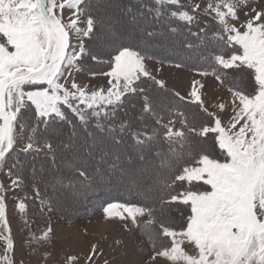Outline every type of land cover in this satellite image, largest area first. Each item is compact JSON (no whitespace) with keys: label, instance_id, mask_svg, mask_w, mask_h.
I'll use <instances>...</instances> for the list:
<instances>
[{"label":"snow or ice","instance_id":"obj_1","mask_svg":"<svg viewBox=\"0 0 264 264\" xmlns=\"http://www.w3.org/2000/svg\"><path fill=\"white\" fill-rule=\"evenodd\" d=\"M254 2L209 0L201 8L199 4L185 7L180 0H151L139 7L101 11L102 6L92 0H0V167L18 143L23 145L21 153H43L53 165L69 154L78 158L86 152L98 158L95 164H75L63 174L51 175L33 167V181L39 175L52 187L79 185L89 191L118 185L135 194V202L107 203L103 212L107 220L124 222L126 231H131L129 223L140 228L141 219L148 218L143 229L153 244L150 264H264V5L254 6ZM65 8L72 10L67 22ZM82 15L85 28L79 26ZM165 17L183 21L190 33V26L196 25L199 31L192 35L198 38L211 31L207 43L228 49L213 56L216 65L250 70L251 90L230 88V101L216 105L220 113L231 108L227 123L204 107L199 80L193 81L191 102L210 117L208 123H190L177 109L165 124V117L155 110L147 81L160 89L165 85L149 70L147 52L180 31L171 23L158 30L156 25ZM202 17L210 18L211 29ZM100 31L115 35L118 47L109 61L110 71L103 73L110 78L109 87L89 91L68 78L85 52L80 38ZM184 47L194 46L185 41ZM212 74L224 82L215 69ZM137 93L142 94L143 124L134 128L118 113ZM27 109L32 110L31 120L22 112ZM144 113L152 118L151 124ZM66 126L70 130L65 137ZM124 134L132 141L130 146ZM210 136L223 159L209 150ZM161 141L167 143L166 151ZM20 168L19 161L8 168L13 189L26 179ZM202 185L208 190H201ZM4 192L0 183V226L9 232L4 239L11 250ZM34 192L39 197L40 189ZM26 199L19 202L21 212L27 208ZM177 204L190 208L181 226L168 216ZM48 208L51 211V204ZM52 233L49 225L33 239L43 244ZM159 237L164 239L157 245ZM96 253L94 244L88 264ZM78 259L69 255L66 264H77ZM0 264H13V260L4 255Z\"/></svg>","mask_w":264,"mask_h":264},{"label":"rangeland","instance_id":"obj_2","mask_svg":"<svg viewBox=\"0 0 264 264\" xmlns=\"http://www.w3.org/2000/svg\"><path fill=\"white\" fill-rule=\"evenodd\" d=\"M180 3L190 6L194 4H199L201 8H205L209 3V0H180ZM259 5H264V0H255L254 6ZM125 8H129V6L121 7L115 5L113 6L112 10H119ZM71 11L72 10L67 8H65L64 10L63 15L66 22L71 16ZM117 14H120L119 11H117ZM241 19L243 20L244 17L241 16ZM125 20L127 21V17H125ZM159 24L160 23L156 25L157 29L163 30V25L161 24L162 27H160ZM79 26L81 28L86 27V16H81ZM184 36H186V34L184 33H177L171 36H167V38H165L162 42H157L156 44L152 45L149 49L153 48L161 53L167 52L169 51L170 44L177 42ZM98 37L99 40L98 42H96V47L102 52H106L108 48L115 44V41L117 39L115 35L109 34L104 31H100ZM80 39L83 40L84 44L85 38L81 37ZM72 42L73 44L77 42V37L74 33ZM76 51H79V48H77ZM204 52L206 51L194 47L190 53H187V56L192 58L196 62L207 63L209 62V60L207 58L204 59L202 56ZM146 63L153 76L162 78L163 75L166 79H168L167 82L171 84L172 74V76L176 78L177 82L183 83L179 75H176L177 71H174L179 70L176 65H163L162 63H158L150 59H147ZM103 73L88 74L80 68L77 60L76 67L72 69V75L68 79L69 82L74 79L76 83L82 86H87L89 91L97 90L99 88L106 89L107 87H109L108 81L110 78L104 75ZM248 76L249 75L244 73L242 77L245 81L248 82ZM205 77L213 76L211 74H208L205 75ZM214 79L216 83L218 82L214 85L208 82L206 79H200L199 81L201 82L203 87L199 88V85H197V87L201 92L202 99L210 101L214 105L217 115L221 116L222 119L226 118L227 123L230 116L232 115L231 108L229 107L227 111H225L224 113H220L216 105L220 102L230 101L232 93L224 90L221 86L222 84L216 78ZM173 80L175 81L174 78ZM196 80L197 78L195 77H190L187 80L190 92L193 86V81ZM166 100L167 99H165L164 97L161 99H157L155 101V106H159L161 108L164 107L165 102L171 103V101L167 100V102ZM137 107L139 109V106ZM25 111V119L31 120L33 116L32 110H22V112ZM140 113L139 118L141 119ZM17 130L19 132V128ZM64 135L66 137L68 133ZM126 144L128 145L127 141ZM22 146V143H18L16 149L11 152V159H6V163L2 167H0V183H3L5 189V213L8 222V227L11 230V239L13 241V248L11 250H7V241L4 239V237L9 235V232L7 228H5L4 226H0V257H3L4 255L10 256L13 260V264H66V257L69 255H75L79 258L77 264H88L87 257L91 253L92 245L95 244L97 245V253L93 257L92 264H119L118 256H121V253H124V251L127 249L133 250V257L139 260V246L133 247L131 244L134 240V237L132 234L133 226L130 223L129 227L131 228V231H126L123 227L124 222L118 219L107 220L105 218L103 210L97 213L95 215L96 217L93 216L83 221L78 220L76 214L72 215V207H75L77 205L81 206V204L85 201L80 204V200H86L88 196H91L92 193L86 189H82L79 185H76L71 188L49 186L47 183L40 181L39 175H37L36 180L39 181L40 184L44 185V188H51L53 200H56V203H59V206H63V208H66L65 206L69 207V209L71 208V211L69 212L70 214L67 215L69 219L66 220L62 218L59 213H57L52 207L51 211L49 210L48 205L50 203H47V200H45L43 204H41V201L40 203L35 202L33 211L38 213V215L36 214V217L39 218L41 221L38 224V228L36 229L38 232H34L32 222L25 213L27 211V208L25 212H21L18 207L20 200L24 199V197L21 196V194L19 193L21 192V188L19 187L13 189L11 186V178L8 175V168L11 167L12 163L19 161V159L16 158L18 157L17 154L20 152L19 149ZM123 147L124 146L122 145V148ZM97 159L98 158L88 157L86 152L83 151L79 154L78 158L71 157V155L69 154L68 158L62 161H58L55 165L52 164V161L49 157L37 158L33 165L28 164V166L25 167V170L22 171V169L20 168V171L21 175L23 177H26L25 185L33 186L35 183L32 178L33 167H35L36 169H43L46 175H51L52 173L56 172L63 174L64 172H67L70 168H73L75 164H84L87 166L89 164H95ZM25 203L28 204V201L25 200ZM76 209L79 210L77 211L80 213V219L82 218L81 216L84 215V213L88 212V207L86 204ZM168 213H173L174 216L178 218V222L183 219L182 217H180L179 213H177L173 208H171ZM174 220L176 221L177 219ZM49 225L53 229L51 239L43 244L36 243L33 239V236L41 235ZM186 250H188L190 253L192 252V249L190 247ZM143 252H145L144 249ZM144 256L145 258H148L146 254H144L143 257ZM146 262L147 260L144 259V264H146Z\"/></svg>","mask_w":264,"mask_h":264},{"label":"trees","instance_id":"obj_3","mask_svg":"<svg viewBox=\"0 0 264 264\" xmlns=\"http://www.w3.org/2000/svg\"><path fill=\"white\" fill-rule=\"evenodd\" d=\"M92 2L95 4L101 5L102 6L101 11H103L104 9L112 10L113 6L115 5L116 6L118 5L121 7L123 6L139 7L142 3L151 4V0H92ZM185 7H189V6H185ZM201 19H208V27L209 29L212 28V23H211L210 18L202 17ZM164 23H171L173 27H177L178 29H180L178 33H184L186 34V36H184L182 39H179L178 40L179 42L177 41L178 43L174 42L173 44H170L169 51L167 52L161 53L153 48L148 49L147 54L148 56L151 57V59L159 60L165 63L180 64L181 66H184L187 69L196 70V71L207 70L208 72L212 73L213 69H215V71L221 75V79L224 81L223 84L229 86L232 89H236V90H244V91L251 90L250 76H248V79H249L248 82L245 81L244 78L242 77L244 73H247V75H249L250 70L240 71V70H233V69H223L220 66L215 64L213 56L215 54H218V52L220 51H228V49L226 48L219 49L215 42L210 43V44L207 43L208 40L212 39L211 31L208 32L207 37H205V35L201 33L200 37L198 38L197 36L192 35V33H196L199 31V28L196 25L190 26L191 27V33H190L188 32L187 28L184 27L183 21H176L174 18L165 17L164 22L160 23L159 26L162 27L161 24L164 25ZM200 27H203V24H201ZM98 36H99V32H96L90 37L85 38L84 40L85 52L81 55V57L78 60V64L80 68L88 74L103 73V72L109 71L110 70L109 61L111 60L112 56L115 55V49L118 47V43H115L110 48H108L106 52L105 51L102 52L101 50H98V48L96 47V42H98L99 40ZM185 41H187L188 43H191L194 47L205 50L206 52H204L202 56L204 59L207 58L209 62L199 63L193 60L192 58L188 57L187 53H190L194 47L192 49L185 48L184 47ZM93 57H97V59H93ZM146 87L151 93V98L153 100L155 110L160 115H163L165 117L164 120L168 119L171 113L179 109L180 111L184 112L185 116L188 118V121L190 123H193L199 126L201 123L209 122L210 120L209 118L205 119L196 110H194V108L187 107V105H190V104L179 99L170 90H167L165 88L160 89L157 85H154L151 80L147 81ZM163 97L171 101V103L165 102L164 107H161V108L159 106L156 107L155 101ZM137 106H139V109ZM141 106H142V94L137 93L134 97H130L126 101L123 108L119 111L118 113L119 119L122 121L131 123L134 126V128L141 127L143 124V120L139 118V113L141 112ZM143 116H144V119H147L149 124H151L152 118L149 117L147 113H144ZM176 125L178 126L177 128L180 127L179 122ZM69 130L70 129L66 126L63 129V132H65L64 134H67ZM124 135H125V142L127 141L128 145L130 146L132 141L128 139L127 134H124ZM208 142H209L208 144L209 150L212 152V154L218 159H223V156L221 155L220 151L216 149L214 146V141H213L212 136L208 138ZM158 143L165 151L167 150L166 142L161 141ZM10 155L11 153L6 158L7 160L11 159ZM17 155L18 157L16 159H19V163H20L22 171L25 170V167L28 166V164L33 165L37 158H45V157L48 158L49 157L43 153L38 154V155L36 154L28 155V154L19 152ZM91 165L92 164H89L87 166H91ZM34 182L35 183L33 186H30V185L26 186L25 185L26 182L24 181V183L20 187L21 192H19L21 196L28 197V199H26L28 201V204H27V211L25 213L29 217L30 221L32 222V227H33L34 232L37 231L36 229L38 228V224L41 221L39 218L36 217V214L38 215V213L33 211L35 202L40 203L41 200L43 201L47 200V203H50L51 207L57 213H59V215L62 218L68 220L69 218L67 217V215L70 214L69 212L71 211V208L69 209V207L67 206H65L66 208H63V206H59V203L57 204L56 200H53L51 188L50 189L44 188V185L40 184L39 181L37 180ZM204 187L206 186L202 185L201 190L204 189ZM35 188L40 189L39 197H37L34 192ZM89 192L92 193L91 196H88L86 200L85 199L80 200L81 201L80 204L83 201H85L84 203L81 204V206L77 205L75 207H72L73 209L72 215L76 214L78 218L77 217L75 218H77L78 220L83 221V220H87L95 216L97 213L103 210V208L107 205V203L135 202L138 199V197L135 194L129 193L126 188L118 186V185L112 186V187H105L103 189H97L96 191H89ZM84 204L87 205L88 212L84 213V215H82L81 216L82 218L80 219L79 217L80 213L78 212L79 210L76 208L82 207ZM172 208L177 213H179L180 217H182L183 219L180 218L181 221L178 222V218H176V216H174L173 213H172L173 216H171V214L169 213H168V216H170L171 220L176 225L178 226L184 225L186 223L187 216L190 215V208L182 204L174 205ZM174 219H177V220L175 221ZM139 234L145 237L149 241L151 250H152L153 244L148 239L147 235L145 234V230L143 229V226L139 228ZM163 239L164 238L159 237L156 240V244L159 245Z\"/></svg>","mask_w":264,"mask_h":264},{"label":"crops","instance_id":"obj_4","mask_svg":"<svg viewBox=\"0 0 264 264\" xmlns=\"http://www.w3.org/2000/svg\"><path fill=\"white\" fill-rule=\"evenodd\" d=\"M184 5V4H182ZM185 6H190V5H185ZM150 60H153V61H156L158 63H162L163 65H177V64H171V63H165V62H162V61H159V60H155V59H150ZM176 69V68H174ZM179 70H174V71H177L176 72V75H179L180 79L182 80L183 83H179L177 82L176 78L172 76L171 74V84L168 83V79H166L163 75H162V78H158L156 76H154L157 80H162L164 81V85H165V89L167 90H170L174 95L175 93H179V99L180 97H183L184 99L182 101L186 102V103H189L190 105H187V107L189 108H194V110H196L202 117H204L205 119L209 118L210 117L203 112V110L201 109L200 106H198L196 103H193L191 102V97L189 96L190 95V91H189V85H188V82L187 80L190 78V77H195L197 78V80H204L206 79L208 82H210L211 84H217L215 79L216 76L213 75L212 73L208 72L209 74H211L213 77H205V75H201L200 73L203 72V71H196V70H191V69H187L186 67L184 66H180L178 67ZM173 78L175 79V81L173 80ZM209 79V80H208ZM220 82V81H219ZM221 83V82H220ZM183 84V85H182ZM222 85V88L228 92L230 87L221 83ZM215 87V86H214ZM231 93V92H230ZM176 96V95H175ZM204 100V107H206L208 109L209 112H214L216 113L215 111V107L214 105L206 100V99H203ZM217 114V113H216ZM223 120L227 121V119L223 118ZM164 123H168V119L164 120L163 121ZM178 126L176 125V128ZM178 129V128H177ZM206 186V185H204ZM202 190H208V186L204 187V189ZM96 217V216H95ZM148 218L147 217H144L141 219L140 223H141V226H143V223L145 222V220H147ZM132 234H133V237H134V240L132 241V246H139V254H140V257H139V260L138 259H135L133 257V250H125L124 253H121V256H118L119 258V264H133V263H139V264H144V259L147 260L148 264H150V257L151 255L153 254L152 253V250L150 248V243L148 240L145 239V237H143L142 235L139 234V228H136L133 226L132 228ZM128 244V243H126ZM137 248V247H135ZM143 249L145 250V252H143ZM138 251V250H137ZM146 254V256H148V258H145V256L143 257V255ZM159 264H163V262H159Z\"/></svg>","mask_w":264,"mask_h":264},{"label":"bare ground","instance_id":"obj_5","mask_svg":"<svg viewBox=\"0 0 264 264\" xmlns=\"http://www.w3.org/2000/svg\"><path fill=\"white\" fill-rule=\"evenodd\" d=\"M247 74V73H246ZM140 124V123H139ZM172 212V211H171ZM171 216H173L172 214H171Z\"/></svg>","mask_w":264,"mask_h":264}]
</instances>
